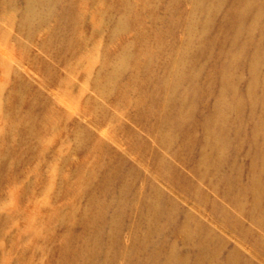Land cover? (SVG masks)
<instances>
[{
    "label": "rangeland",
    "instance_id": "rangeland-1",
    "mask_svg": "<svg viewBox=\"0 0 264 264\" xmlns=\"http://www.w3.org/2000/svg\"><path fill=\"white\" fill-rule=\"evenodd\" d=\"M201 2L0 0V264H264V0Z\"/></svg>",
    "mask_w": 264,
    "mask_h": 264
},
{
    "label": "bare ground",
    "instance_id": "bare-ground-1",
    "mask_svg": "<svg viewBox=\"0 0 264 264\" xmlns=\"http://www.w3.org/2000/svg\"><path fill=\"white\" fill-rule=\"evenodd\" d=\"M202 0H191V2L194 4V14L195 16L193 17H189L188 16V26H187V38H186V42L184 44V47H183V54H182V58L184 57H189V56H198V55H201L202 52H199L198 50L200 49V47L198 48H192L191 45L194 44L195 42H198V41H201L205 44L206 42V39L205 37L203 36V31L204 29L208 28L209 24H210V19H208L205 15V20L202 22V30H198L197 31L195 30V25H196V20L193 21V19L197 18V14H198V17L201 15V9H202V5L203 3L201 2ZM226 0H219V4L217 6V9H216V12H213L214 16L219 13L221 11V8L222 6L224 5ZM230 3L229 4H226L225 6L229 5L228 9V15H230V18L227 20V23L229 25H232L231 22H236L237 20L235 18H237L239 15H242V14H248L250 11H251V6L253 5V0H248L246 2H244V0H242V2L240 4H237V1L236 0H229ZM54 2V0H27V4H26V8L28 10L27 12V19H26V22L28 21H32L35 22V17L38 13L40 12H45L47 13V15H51L54 11L53 7H52V3ZM126 2L125 1H122V5H125ZM127 6V4H126ZM125 6V7H126ZM136 6H137V3H136ZM224 6V7H225ZM210 7V6H209ZM223 7V8H224ZM39 9H41V11L37 12ZM123 11L125 12L126 11V8H123ZM199 12V13H198ZM229 12H231V14H229ZM122 16L124 17L123 19H121L118 27H120V30L121 31L122 29H126L129 25L128 23L130 22V17L129 15H127V13H123ZM173 17V14L171 15ZM213 16V17H214ZM40 18H43V17H40ZM39 18V20H40ZM253 16H252V24L251 26L248 28V32H251L253 30V28H255V26L253 25ZM32 22V23H33ZM192 22V23H191ZM194 22V23H193ZM35 24V23H34ZM194 28V29H192ZM198 28V27H197ZM56 30H58V33L60 32L61 33V29L62 27H59V28H56ZM55 31V30H54ZM188 34L190 35L189 36V39H188ZM206 34V32H205ZM60 41V40H59ZM50 42V39L47 40V43ZM56 49L61 47V43H56ZM206 45V44H205ZM56 49H55V52H56ZM202 49V48H201ZM187 57V58H188ZM255 56L253 57V62L257 61L258 58L254 59ZM25 66V65H24ZM23 66V67H24ZM184 67V66H183ZM27 70V69H25ZM85 73L90 76V73L88 71V69H86ZM178 73H179V70H178ZM109 74H110V70L109 68L107 69H102V71L100 72V76L102 78V83H101V86H100V96L101 97H106V96H110L109 93L107 92L109 89H112L110 84H109ZM182 74V71L180 69V73L179 75ZM181 76V75H180ZM183 78V76H181ZM103 80L105 82H103ZM250 85H252V82L250 81L249 82ZM112 85V83H111ZM106 87V89H105ZM60 93V92H59ZM65 94V93H64ZM12 97V96H11ZM66 99V98H65ZM24 105V104H23ZM20 117V116H19ZM21 118V117H20ZM47 117H45L46 119ZM28 129V128H27Z\"/></svg>",
    "mask_w": 264,
    "mask_h": 264
}]
</instances>
